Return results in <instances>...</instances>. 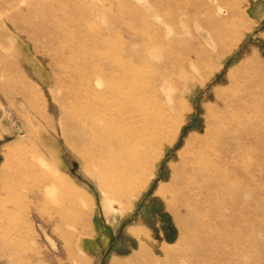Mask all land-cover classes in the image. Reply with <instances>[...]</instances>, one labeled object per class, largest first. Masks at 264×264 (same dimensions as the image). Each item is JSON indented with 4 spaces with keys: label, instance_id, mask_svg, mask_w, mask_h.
<instances>
[{
    "label": "rangeland",
    "instance_id": "obj_1",
    "mask_svg": "<svg viewBox=\"0 0 264 264\" xmlns=\"http://www.w3.org/2000/svg\"><path fill=\"white\" fill-rule=\"evenodd\" d=\"M262 66L264 0H0V264H264Z\"/></svg>",
    "mask_w": 264,
    "mask_h": 264
},
{
    "label": "bare ground",
    "instance_id": "obj_2",
    "mask_svg": "<svg viewBox=\"0 0 264 264\" xmlns=\"http://www.w3.org/2000/svg\"><path fill=\"white\" fill-rule=\"evenodd\" d=\"M259 65V64H258ZM263 74L264 73V66H262V67H260L259 69H257L256 70V73L254 72V76H257L258 74ZM243 77V76H242ZM245 77V76H244ZM262 99V98H261ZM69 110V109H68ZM77 112V111H76ZM75 115H76V117L79 115H82V113H80V112H78V113H75ZM76 119V118H75ZM79 120V119H78ZM86 124V123H85ZM107 129V128H106ZM95 133H96V135H94L95 136V140L93 139L92 140V143L89 145V150H90V152H91V162L92 161H102L103 163H104V166H105V169L106 170H109L108 171V174H107V176H106V182L108 183V185H107V188L111 191V192H113L116 188H118V187H120V185L121 184H116L117 182H115V181H112V180H110L111 179V173H110V169H112V168H110L109 169V165L111 164H113L111 161V163H108V159L106 160V158H107V156H105L103 153L105 152V150H106V145H105V140H106V138L104 137V136H102L103 135V131H99V132H97V131H95ZM105 133V132H104ZM205 133V132H204ZM209 133V132H208ZM109 134V133H108ZM121 134H122V132H121ZM112 135H114V134H112ZM123 135V134H122ZM107 137V136H106ZM109 137V136H108ZM203 142V141H202ZM201 143V142H200ZM123 144V143H122ZM118 145H119V143H118ZM198 146V145H197ZM196 146V147H197ZM118 147V146H117ZM116 147V148H117ZM119 149V148H118ZM122 149H123V147H122ZM112 151V150H111ZM114 151V150H113ZM117 151V150H116ZM119 152H120V150H119ZM125 152V151H124ZM123 152V153H124ZM114 153L115 152H113V155H114ZM107 154V153H106ZM112 153H110V155H111ZM116 154V153H115ZM119 154V153H118ZM118 154H117V156H118ZM106 158H105V157ZM121 156V155H120ZM119 156V157H120ZM110 157H112V156H110ZM115 158H116V156H115ZM123 158V157H122ZM128 158H129V155H128ZM112 159V158H111ZM114 159V158H113ZM177 159V158H176ZM129 160V159H128ZM116 161V160H115ZM193 161V158L191 157L190 158V161L189 162H192ZM120 162V161H119ZM116 163V162H115ZM127 163V162H126ZM128 163H130V162H128ZM131 163H132V161H131ZM110 165V166H111ZM114 165V164H113ZM115 165H117V163L115 164ZM120 165V164H119ZM127 165V164H126ZM132 165V164H131ZM120 166H123V165H120ZM118 167V166H117ZM116 167V168H117ZM123 168V167H122ZM122 168H120V170H122ZM125 168V167H124ZM124 168H123V170H124ZM113 169H115V168H113ZM112 169V170H113ZM128 169V168H127ZM126 168H125V170H127ZM119 170V171H120ZM125 170H124V172H125ZM115 171V170H114ZM116 171H118L117 169H116ZM112 172V171H111ZM123 172V171H122ZM121 172V173H122ZM183 172V171H182ZM110 173V174H109ZM121 173H120V175H121ZM123 174V173H122ZM125 174V173H124ZM175 174H177V173H175ZM117 175H119V174H117ZM119 175V176H120ZM118 176V177H119ZM115 177V176H114ZM114 177H113V179H114ZM117 178V177H116ZM120 178V177H119ZM188 178V177H187ZM117 180V179H116ZM120 183V182H119Z\"/></svg>",
    "mask_w": 264,
    "mask_h": 264
},
{
    "label": "crops",
    "instance_id": "obj_3",
    "mask_svg": "<svg viewBox=\"0 0 264 264\" xmlns=\"http://www.w3.org/2000/svg\"><path fill=\"white\" fill-rule=\"evenodd\" d=\"M171 228V230H173V228L172 227H170ZM162 229H163V237L164 238H166L167 236H168V234H171V230H169V227H168V224L167 223H163L162 224ZM132 233V235H136L134 232H131ZM139 234H141V233H139ZM165 241H167V239L165 240Z\"/></svg>",
    "mask_w": 264,
    "mask_h": 264
}]
</instances>
